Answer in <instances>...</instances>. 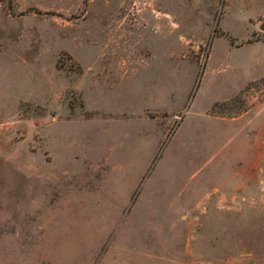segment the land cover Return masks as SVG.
<instances>
[{
	"label": "rangeland",
	"instance_id": "1",
	"mask_svg": "<svg viewBox=\"0 0 264 264\" xmlns=\"http://www.w3.org/2000/svg\"><path fill=\"white\" fill-rule=\"evenodd\" d=\"M262 73L264 0H0V264H264Z\"/></svg>",
	"mask_w": 264,
	"mask_h": 264
},
{
	"label": "crops",
	"instance_id": "2",
	"mask_svg": "<svg viewBox=\"0 0 264 264\" xmlns=\"http://www.w3.org/2000/svg\"><path fill=\"white\" fill-rule=\"evenodd\" d=\"M256 55H252V58L254 59V58H257V59H259V55H257L256 57H255ZM259 56V57H258ZM262 75H264V73H262ZM248 78H250V77H248ZM248 78H246L241 84H243ZM251 78H253V77H251ZM240 84V85H241Z\"/></svg>",
	"mask_w": 264,
	"mask_h": 264
},
{
	"label": "water",
	"instance_id": "3",
	"mask_svg": "<svg viewBox=\"0 0 264 264\" xmlns=\"http://www.w3.org/2000/svg\"><path fill=\"white\" fill-rule=\"evenodd\" d=\"M253 264H256V263H253Z\"/></svg>",
	"mask_w": 264,
	"mask_h": 264
}]
</instances>
